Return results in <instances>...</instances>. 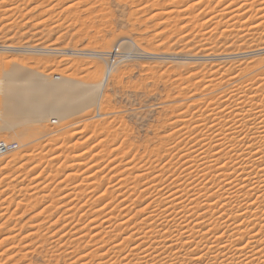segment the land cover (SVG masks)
Returning <instances> with one entry per match:
<instances>
[{"label": "rangeland", "instance_id": "obj_1", "mask_svg": "<svg viewBox=\"0 0 264 264\" xmlns=\"http://www.w3.org/2000/svg\"><path fill=\"white\" fill-rule=\"evenodd\" d=\"M177 1L0 0V71L4 70L3 64H6L5 68L21 65L41 76L69 75L68 77L80 81H89L92 78L90 82L93 83L100 81L104 72L106 73L95 101L77 110L63 108L56 101V94L48 88H42L30 97H23L18 96L15 91L8 92L3 86L0 87V140L18 143L16 149L0 151V264L67 263L69 259L66 253L74 251L78 244L83 247L84 240L86 242L90 236L85 235L75 241L74 238L66 240L70 234L62 236V249L69 251L61 249L62 253L58 255L57 252L58 256L56 252L49 253V246L53 243L51 240L61 236L69 229L71 223L72 226L82 224L75 220L59 219L68 208L64 203L60 205L63 202L61 199H64L61 196L65 194V191L63 193L60 189L61 185L65 184L79 193L78 196L83 197L79 198L81 202L88 197L90 200L98 197L101 188L108 189L109 196L111 191L117 194L118 190L112 187L118 176L120 177L119 173L123 172L122 177L127 175L125 164L123 165L125 161H133V164L142 168H149L151 164L162 166L163 161L150 163L151 156L146 155L149 149L165 140L171 132V123L179 116L182 117L181 113H186L183 109L186 103L179 99L191 92L195 93V98H199L203 93L202 84H197L195 89L191 86L193 83H197L202 77L206 78L204 75L207 76L217 69H236L235 66L238 65L241 67L249 63L264 62V51L239 58V54L247 50L251 52L249 49L255 52L264 46V18L262 17L263 23L259 20L260 25L255 24L252 19L260 13L244 8L239 10H242L241 12H232V15L222 14L220 9L235 0L224 4H220L222 0ZM245 1L248 2L236 0L238 5ZM261 2L264 5V1ZM262 9L264 11V6ZM208 14L210 17H216L211 19ZM226 18H229V22ZM229 27H232V30ZM230 53L233 56L225 61L208 59L212 55H231ZM168 102L173 103L170 105ZM186 102L188 104L189 101ZM28 103L31 104L29 107ZM179 107L184 111L181 112ZM16 115H34L36 119L34 117L32 120H20L21 124L17 125L7 122ZM185 118L183 116V119ZM151 159H155V156ZM47 162H52L49 163L51 166ZM87 166L91 171L88 172L90 169ZM87 174L93 178L85 176ZM91 181L96 187L89 184ZM106 195L96 198L91 204L93 206L86 205L89 207L88 213L101 217V212L107 208L99 210L97 207L109 198ZM116 198L118 199L113 202L119 200V196ZM48 199L55 202L52 203ZM79 200L74 199L73 203H78ZM80 201L78 204L82 205ZM121 205L119 204L120 207ZM85 207L84 209H87ZM116 211L115 214L118 213ZM139 215L142 214L137 216ZM40 218L50 220L48 224L52 226L49 230L41 228L39 231L33 226L35 232L32 233L31 224L34 225ZM94 223H89L85 229L89 230V225L93 226ZM53 232L54 237L51 236ZM41 234L45 236V242L40 240ZM75 235L77 236H73ZM100 237L97 236V239ZM104 239L106 241L109 237L105 236ZM69 242L71 246L75 245L74 249L73 246L72 250L68 247ZM48 244L49 246H46ZM26 246L33 248L30 251ZM82 247L75 250H82Z\"/></svg>", "mask_w": 264, "mask_h": 264}, {"label": "bare ground", "instance_id": "obj_2", "mask_svg": "<svg viewBox=\"0 0 264 264\" xmlns=\"http://www.w3.org/2000/svg\"><path fill=\"white\" fill-rule=\"evenodd\" d=\"M228 1L222 0L220 4ZM261 1L252 0L249 2L248 0V2L245 1L238 5V0L237 2L235 0L233 3L231 2L232 4H228L226 7L224 5L223 9H219L222 10V14L227 13L228 15L234 14L232 12H241L244 8L254 9V12L260 14L259 16L257 14L256 17L253 16L252 19L255 20V24L260 25L261 22L263 23L262 17L264 18L262 16L264 5ZM240 9L242 10L239 11ZM208 15L211 19L216 17ZM229 28L232 30V27ZM249 50L251 52L247 50L248 53L246 51L245 53H238L239 58L243 59V57L251 56L253 53L263 52L264 46L255 50V52H252L253 49ZM90 53L97 54L95 52ZM146 54L150 55V53ZM223 54L225 53L223 52ZM232 56V54L214 57L212 55L208 59H211V61H225ZM5 65L3 64L4 70L0 71V87L3 86L5 91H15L18 96L30 97V95L36 94V91L48 88L56 94L55 99L63 108L73 110L80 109L95 101L96 93L102 87L106 74L104 72L102 79L96 81L97 83H93L90 82L92 78L89 81H80L68 77L69 75L51 76V74H43L41 76L21 65H13L8 68H5ZM235 67L236 69H217L211 73L207 72V76L204 75L206 78L202 77L197 83H190L194 88L201 83L203 93L199 98H195V93L192 92L189 95L185 94L184 97L182 95L183 98L179 101L182 100L186 103V108L183 106L184 104L182 105L186 111L185 115L181 113L182 117L179 116L171 123L173 125L169 126L172 127L171 132L168 133L165 140L160 141L154 147L152 146L153 148L149 149L146 155L151 156V158L155 156V159H149L150 163H161L163 161L162 166H152L151 164L149 168H142L135 163L133 164V161L125 159L128 160L123 163L127 175L122 177L123 172L122 174L119 173L120 177L118 176L115 180L114 187L110 186L114 190H118V193L115 191L117 194H113L111 191L109 196L108 189L105 188V190L101 188L102 193L99 192L98 197H103L107 193L106 197L109 196L104 203L101 202L100 207H97L99 210L107 208L104 212H101L102 215L100 213L101 217L88 213L89 207L86 206L88 204L93 206L91 204L98 197L90 200L89 195H87L88 198L83 199L84 201L81 202L79 198L83 197H79V193L74 192L71 188L69 189L65 184L61 185L60 189L63 190V193L65 191V194L61 196L64 198L61 199L63 202H59H61V206L64 203L63 205L68 208L66 207V213L61 215L63 217L58 216L59 219L75 220L77 223L82 224L72 226L69 221L71 228L69 227L68 230L63 231L64 233L61 236L51 240L53 243L50 246L49 244L46 245L50 247L49 253L56 252V256L60 255V252L64 250L62 249L64 246L61 245L62 236H69L70 234V237L66 236V240L74 238L75 241V239H80L85 235H89L90 239L85 238L86 242L84 240L85 245L83 247L80 244L77 245V248L81 249L82 247V250H75L77 248L72 244L75 249L73 246L74 251L66 253L69 260H66L67 263L64 262V264H76L78 262L80 264H154L155 262H159L158 264H264V62L262 64L261 62L259 64L249 63L241 67L239 65ZM186 101H189L188 104ZM30 105L28 103V107ZM181 109L179 107V110ZM178 115L180 114L178 113ZM0 116H2L1 112ZM6 116L5 114L4 118ZM183 116L186 118L183 119ZM20 117L18 115L13 116L7 122L17 125V123L21 124L20 120H32L35 116ZM69 157L67 156V158ZM67 158L65 157V159ZM54 161L55 159H53ZM49 163L47 162V164ZM80 167L82 168V165ZM87 168L90 170L86 169V171H91L90 167L87 166ZM69 169L71 168L69 167ZM85 176L88 177V174ZM91 183L92 181L89 184ZM94 186L96 187V185ZM78 188L80 190V187ZM95 189L97 190V188ZM79 190L77 189V191ZM117 196H119V200H116L115 203L113 200L118 199ZM74 199L83 204L79 205V201L73 203ZM99 200L97 199V201ZM119 204H122L121 207ZM53 207L55 206L53 205ZM84 207L88 208L84 209ZM117 207H120V209L118 210ZM114 210L118 213L115 214ZM138 214L142 215L137 216ZM49 221L40 218L34 225L33 223L31 225L37 229L36 231H39L41 228L48 229L52 226L48 224ZM69 222L68 224H70ZM91 222L95 223L93 226L89 225V230H86L85 227ZM32 227L30 229L33 233L34 227ZM54 232L51 236L57 233ZM71 234H77V236H71ZM104 235L108 236L109 239L105 241ZM97 236L101 237L97 239ZM45 239V236L42 235L40 240L45 242ZM69 244L68 247L71 248L72 246ZM10 247H13V245Z\"/></svg>", "mask_w": 264, "mask_h": 264}, {"label": "built area", "instance_id": "obj_3", "mask_svg": "<svg viewBox=\"0 0 264 264\" xmlns=\"http://www.w3.org/2000/svg\"><path fill=\"white\" fill-rule=\"evenodd\" d=\"M18 147L17 142H6L4 140H0V151H10L16 149Z\"/></svg>", "mask_w": 264, "mask_h": 264}]
</instances>
